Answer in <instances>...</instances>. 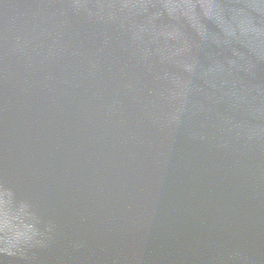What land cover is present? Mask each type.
Masks as SVG:
<instances>
[{
  "label": "water",
  "instance_id": "95a60500",
  "mask_svg": "<svg viewBox=\"0 0 264 264\" xmlns=\"http://www.w3.org/2000/svg\"><path fill=\"white\" fill-rule=\"evenodd\" d=\"M0 264H264V0H0Z\"/></svg>",
  "mask_w": 264,
  "mask_h": 264
}]
</instances>
